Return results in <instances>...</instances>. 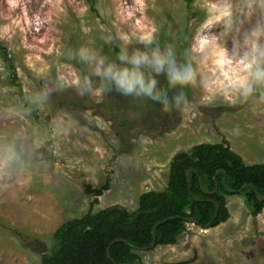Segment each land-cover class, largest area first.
Instances as JSON below:
<instances>
[{"label": "rangeland", "instance_id": "1", "mask_svg": "<svg viewBox=\"0 0 264 264\" xmlns=\"http://www.w3.org/2000/svg\"><path fill=\"white\" fill-rule=\"evenodd\" d=\"M94 8L87 0H0V44L20 77L12 82L0 55V110L28 93L50 91L47 104L23 120H10L0 111V132L43 131L58 115L70 122L66 135L30 152L21 162L30 165L26 170L0 173V264H41L55 230L88 211L112 205L137 210L140 195L165 190L171 161L196 144L226 139L247 164L264 162V93L244 102L222 93L206 100L201 86H186L182 110L152 108L145 111L149 119L145 114V121L121 125L96 106L104 100L103 87L87 94L77 90L76 80L95 77L90 67L65 58L81 47L110 58L111 46L121 45L120 33L130 35L132 46L152 33L165 48L188 26L193 28L188 61L203 82L227 89L232 79L247 75L241 60L252 49L245 35L260 16L256 0H194L191 5L186 0H98ZM209 14L213 23L205 29ZM165 26L169 32L160 36ZM194 45H202L200 52L192 50ZM225 48L228 57H219ZM178 53L177 58L186 56ZM60 77L71 86H62ZM149 102L145 98V105ZM107 182L98 202L87 193V185L100 188ZM228 207L226 222L216 227L187 222L177 243L140 251L142 264H264V210L253 215L240 193L228 196Z\"/></svg>", "mask_w": 264, "mask_h": 264}, {"label": "trees", "instance_id": "2", "mask_svg": "<svg viewBox=\"0 0 264 264\" xmlns=\"http://www.w3.org/2000/svg\"><path fill=\"white\" fill-rule=\"evenodd\" d=\"M92 8L98 0H87ZM194 0H186L191 5ZM194 12L192 16H196ZM167 26V25H166ZM163 27L161 35L169 32ZM193 28L188 26L183 29L180 36L173 39L167 47H171L176 55L179 50L185 53L181 61L188 60L189 44ZM171 37V36H170ZM120 44L111 46L109 59H115L120 49ZM0 55L8 63L13 83H19V75L14 59L10 56L7 47L0 44ZM162 79V78H161ZM95 86L104 89V100L96 106L100 107L101 114L121 120V125H126L131 119L145 121L150 113L148 109L161 110L158 105L150 101L145 105L144 99L125 97L115 90L108 89L97 77H94ZM162 92L168 91V84L162 81L159 84ZM171 94V93H170ZM94 105V103H93ZM130 122V121H129ZM195 168L190 174V188L187 180V171ZM219 170L227 173L226 184L231 189H240L244 184L251 183L264 195V162L247 164L243 157L234 151L228 140L218 143H199L189 151L173 159L170 164L168 185L165 190H149L139 197V206L135 211L128 210L120 205H112L100 211H88L82 217H77L64 222L53 233L54 244L50 251L42 254L41 264H129L136 259H141L140 251L135 250L127 242L136 246H149L153 240L154 225L166 218H171L156 229V247L173 245L177 243L179 236L186 231L187 220L185 217H194L203 225H207L215 216L217 205L220 204L218 216L212 222L216 227L226 222L231 214L228 207V196L231 193L223 183L224 172L217 174ZM218 191L208 194L203 189ZM109 188V182L100 188L87 185V193H93L97 198ZM191 189V190H190ZM192 193H191V192ZM253 215H258L264 210V200H261L253 187H248L241 193ZM200 198L196 200L194 198ZM153 210L152 213L140 211ZM123 239V241H116ZM110 248L111 256L108 255Z\"/></svg>", "mask_w": 264, "mask_h": 264}, {"label": "clouds", "instance_id": "3", "mask_svg": "<svg viewBox=\"0 0 264 264\" xmlns=\"http://www.w3.org/2000/svg\"><path fill=\"white\" fill-rule=\"evenodd\" d=\"M256 7L260 11V16L245 35L246 41L253 42L252 49L241 60L247 75L232 79L227 89H213L208 83L203 82L199 78L194 62L181 61L171 47L161 48L154 42L152 33L149 34V38L140 39V46H132L130 35L120 33L118 38L121 46L115 59L98 57L93 50L85 47L69 51L65 58L70 63L89 66L92 76L97 77L108 89L115 90L125 97L147 98L162 111L183 109L188 99L184 91L186 86H201L206 100H211L214 95L222 93L233 102H236L233 95L244 102L258 91L264 93V46L260 44L264 38V0H256ZM212 23L213 19L209 14L202 27L206 29ZM155 31L153 29V33ZM201 47L202 45H194L192 50L200 52ZM218 56L227 58L228 50L222 49ZM59 79L62 86H71L64 77ZM162 81L167 82L168 91L162 92L159 88ZM75 84L81 93L96 91L91 76H85L82 81L76 80ZM49 96V90L40 89L26 94L19 103L5 106L0 111L10 120H23L32 112L42 109L47 104ZM69 128L70 122L58 115L43 131L35 127H14L0 132V173L26 170L30 165L27 163L22 165L21 162L28 160L30 152L39 149L49 140L55 141L66 135Z\"/></svg>", "mask_w": 264, "mask_h": 264}, {"label": "water", "instance_id": "4", "mask_svg": "<svg viewBox=\"0 0 264 264\" xmlns=\"http://www.w3.org/2000/svg\"><path fill=\"white\" fill-rule=\"evenodd\" d=\"M182 154H184V153H181V154H179L178 156H176V157H175V160H177L178 157H179L180 155H182ZM192 171H196V169H195V168H190V169L187 171V180H188V182H189V188L191 187V186H190V182H191L190 174H191ZM221 171L224 172V174H225V175H224V178H223V183L225 184L226 188H227L231 193H241V192H242L243 190H245L246 188H248V187H253L254 190L257 192L259 198H260L261 200H264V195H261V194L259 193V191L256 189V187H255L253 184H251V183H246V184H244L240 189H231L230 187H228L227 184H226V176H227L226 171H225V170H219V171L217 172V174H219ZM203 189H204L205 192H207L208 194H213V193H215V192L218 191V186L215 188L214 191H208V190L205 189L204 186H203ZM190 190H191V189H190ZM190 192H191V191H190ZM191 193H192V192H191ZM194 198H195L196 200H201L200 198H197L196 196H194ZM214 202H215L216 205H217L216 214H215V216L213 217V219H212L207 225H203V224H201V223L199 222V220H197V219L194 218V217H185L184 219L187 220V222H190V223H193V224H198V225H201V226H203V227H211V226H212V222H213V221L216 219V217L218 216L219 209H220V204H219L217 201H214ZM152 212H153V210L140 211V212L138 213V215H141V214H143V213H152ZM175 217H179V216H173V217L166 218V219H164V220H162V221L157 222V223L154 225V227H153L154 240H153V242H152L149 246H143V247H140V246H136V245H134V244H132V243H130V242H127V243H128L130 246H132L133 249L138 250V251H146V250H150V249L156 247V240H155V237H156V229H157V226L160 225L161 223H163V222H165V221H167V220H169V219H171V218H175ZM116 241H123V239H116V240L113 241V243L116 242ZM108 255H109L110 258H112V256H111V252H110V248L108 249ZM118 264H124V263H118ZM129 264H142V260H141V259H136L134 262L129 263Z\"/></svg>", "mask_w": 264, "mask_h": 264}]
</instances>
